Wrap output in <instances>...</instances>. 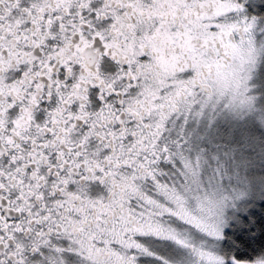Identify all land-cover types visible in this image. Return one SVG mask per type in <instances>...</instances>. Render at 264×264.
<instances>
[{
	"label": "snow or ice",
	"instance_id": "snow-or-ice-1",
	"mask_svg": "<svg viewBox=\"0 0 264 264\" xmlns=\"http://www.w3.org/2000/svg\"><path fill=\"white\" fill-rule=\"evenodd\" d=\"M0 264H264V0H0Z\"/></svg>",
	"mask_w": 264,
	"mask_h": 264
}]
</instances>
